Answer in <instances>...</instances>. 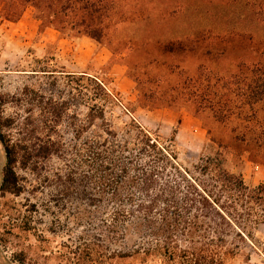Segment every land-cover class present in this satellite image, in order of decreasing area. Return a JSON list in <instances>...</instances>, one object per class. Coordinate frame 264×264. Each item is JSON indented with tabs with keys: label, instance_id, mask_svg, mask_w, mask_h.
Here are the masks:
<instances>
[{
	"label": "trees",
	"instance_id": "obj_1",
	"mask_svg": "<svg viewBox=\"0 0 264 264\" xmlns=\"http://www.w3.org/2000/svg\"><path fill=\"white\" fill-rule=\"evenodd\" d=\"M27 7L34 10L40 30H55L70 41L78 35L108 49L140 87L137 109L184 112L214 133L217 151L191 167L180 162L177 129L165 138L131 121L121 136L105 130L85 140L79 163L89 169L81 171V178L93 182L99 192L111 194L107 201L114 204V238L139 242L137 248L118 255L160 256L185 264H226L237 256L242 249L235 244L229 248V239L233 236L245 243L252 238V229L264 225V183L245 186L241 176L225 167V156L236 153L239 158L246 153L250 162L264 168V51L224 69L211 61L214 54L225 57L226 33L186 31L162 39L143 32L139 34L143 39H114L115 31L139 17L119 12L114 20V0H12L0 2V13L14 22ZM160 12L171 18L179 8L167 6ZM238 44L247 45L244 39ZM164 80L179 82L164 89ZM86 81L93 95L85 120L101 126L109 90L101 80ZM60 110L58 103L51 108L52 128L60 125ZM12 126L0 114L5 157L0 193L18 196L22 186L17 170L56 151L45 143L29 145L33 131L28 124L20 128L21 139L11 137L4 131ZM77 173L68 174L71 191L78 188Z\"/></svg>",
	"mask_w": 264,
	"mask_h": 264
},
{
	"label": "rangeland",
	"instance_id": "obj_2",
	"mask_svg": "<svg viewBox=\"0 0 264 264\" xmlns=\"http://www.w3.org/2000/svg\"><path fill=\"white\" fill-rule=\"evenodd\" d=\"M11 1L0 0L8 4ZM167 6L179 8V12L171 18L163 17L160 10ZM119 12L127 17L132 14L139 17L115 31L114 39H143L139 37L143 32L162 39L186 31L226 33L229 46L225 57L214 54L211 61L224 69H232L235 60L255 59L264 51V45H258L264 40V0H114V20ZM34 14L27 7L20 19L9 22L0 13V114L13 123L11 129L4 131L6 134L21 139L20 128L28 124L29 131H33L29 145L37 147L45 143L56 153L44 159L34 158L26 169L17 170L22 186L20 195L0 193V264H185L180 259L160 256L121 258L119 253L137 248L139 242L129 237L124 241L114 238V204L107 201L111 194L99 192L93 182L82 179L81 171L89 168L79 163L88 137L104 134L105 130L121 136L126 131L125 125L133 121L168 138L178 129L177 122L170 116L145 114L133 119L131 115L139 109L117 95L107 77L109 68L97 71L90 66L87 77L68 75L72 55L60 57L55 45L43 47L39 36L42 30H34V25L26 30L25 18L31 15L35 20ZM72 36L75 38L71 41L79 39L78 35ZM248 38L253 42L245 40ZM243 39L246 46L238 44ZM86 80H101L109 90L110 99H105V120L101 126L100 123L89 125L85 120L88 98L93 95ZM164 82L165 89V85L179 80ZM134 84L138 96L140 87ZM56 103L61 106V121L55 129L48 122ZM203 124L200 122L208 134L203 147L189 131L180 139L179 159L187 167L217 151L212 143L214 133ZM240 155L239 158L236 153L225 156V167L241 176L248 188L264 183L263 166L250 162L246 153ZM4 164L0 144V184ZM71 172H78L74 175L76 191L69 188ZM251 232L252 238L245 243L233 236L229 239V248L235 244L242 251L226 264H264V225Z\"/></svg>",
	"mask_w": 264,
	"mask_h": 264
},
{
	"label": "crops",
	"instance_id": "obj_3",
	"mask_svg": "<svg viewBox=\"0 0 264 264\" xmlns=\"http://www.w3.org/2000/svg\"><path fill=\"white\" fill-rule=\"evenodd\" d=\"M31 15H27L25 18L26 30L28 26L30 29L38 31L40 24L36 22ZM34 17V16H33ZM34 20V23L31 20ZM20 23H18L19 25ZM37 34V33H36ZM40 41L44 42L43 47L49 45H55L57 47V53L60 57L65 55H72V59L69 63V73L73 75L89 76V68L92 66L97 71L102 68H109L107 77L110 79L111 84L116 89V92L125 97L130 103L135 104L137 100V92L135 84L126 74V68L123 65L113 63L111 52L101 46L96 45L88 38H81L77 41H70L60 36L58 32L52 29H43L39 34ZM58 56V57H59ZM157 116V117H171L173 122L178 124V129L175 135L176 142L181 148L180 139L185 131L190 132V136H195L200 143V147L207 144V136L205 129L200 126L198 119L190 114L176 113L170 109H157L153 111L140 110L135 112L131 117L135 120L141 115ZM148 116V117H149ZM192 136V137H193ZM185 149V148H184Z\"/></svg>",
	"mask_w": 264,
	"mask_h": 264
},
{
	"label": "built area",
	"instance_id": "obj_4",
	"mask_svg": "<svg viewBox=\"0 0 264 264\" xmlns=\"http://www.w3.org/2000/svg\"><path fill=\"white\" fill-rule=\"evenodd\" d=\"M257 168V167H256Z\"/></svg>",
	"mask_w": 264,
	"mask_h": 264
}]
</instances>
